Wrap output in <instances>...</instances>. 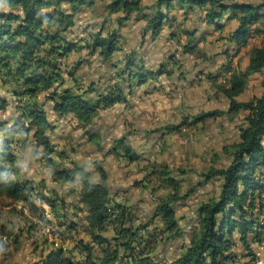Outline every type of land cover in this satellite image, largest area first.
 <instances>
[{"label":"trees","instance_id":"obj_1","mask_svg":"<svg viewBox=\"0 0 264 264\" xmlns=\"http://www.w3.org/2000/svg\"><path fill=\"white\" fill-rule=\"evenodd\" d=\"M98 1L102 2L103 20L96 23L97 28L78 31L77 17L95 0H0V82L15 98L18 113L0 120V199L28 212L26 228L31 234L42 235L36 223L43 213L38 199L53 212L54 223L61 230L56 237L68 236L74 229L85 233L69 250L48 245L38 264H228L236 258L233 248L237 240L255 257L250 244L264 247V81L260 95L244 101L239 96L247 88L250 75L264 71V4L237 0H154L150 5L142 0ZM175 3L186 12L203 13L205 22L217 29L227 20H235L236 26L223 37L228 44L247 46L251 36H258L260 43L247 50L246 66L239 62L233 66L229 61L207 74L211 87L228 99L226 110L201 111L165 126L166 132L179 131L221 114L232 120L241 114L239 139L211 153V163L201 168L197 182L183 191L184 168L145 159L139 182L150 191L151 214L146 217L144 210L128 198L119 200L110 193L106 171L100 165H96L98 180H91L83 165L58 167L64 151L51 139L54 125L45 105L49 103L60 116L71 115L95 140L90 127L100 110L124 101L134 84L172 72L166 62L155 70L148 68L135 50L113 59L121 49V27L133 15H141L147 22L145 34L156 38L167 21L173 20L169 11ZM179 33L194 38L189 29L182 28ZM182 46L187 52L197 44L187 41ZM93 63L110 67L106 81L82 79L78 71ZM9 102L0 96V110L5 111ZM30 141L39 149V159L53 167L54 182L63 185L78 180L74 206L60 201L55 189L22 176L15 150L26 149ZM96 145L101 149L100 143ZM111 152L124 155L128 161L142 159L127 144L125 135L114 140ZM219 159L227 164L217 166ZM213 179L218 180L219 191L196 204L188 242L172 262L157 260L158 243L183 234L176 204Z\"/></svg>","mask_w":264,"mask_h":264},{"label":"crops","instance_id":"obj_2","mask_svg":"<svg viewBox=\"0 0 264 264\" xmlns=\"http://www.w3.org/2000/svg\"><path fill=\"white\" fill-rule=\"evenodd\" d=\"M153 2L154 0H142L144 5H150ZM169 17L173 20L167 21L158 37L152 38L150 34H145L146 20L141 15H133L132 18L124 23L119 31L121 49L114 54L113 59L117 60L127 52L135 50L138 52V59L142 60L148 68L155 70L161 63L166 62L168 68H172V72L170 74L162 73L151 76L141 84H134L131 93L126 95L124 101L100 110L93 119L92 127H90L91 130L89 129L90 132L96 135L95 140H92L83 128L78 127L76 122L71 120L74 122L76 128L84 132L82 141L86 146L82 148L80 145L70 150H66L65 146L63 147L70 159L78 157V160L74 161L75 164L86 167L90 172L91 180L99 178V173L95 169L96 165H100L106 171V181L110 193L116 198L118 196L120 198L126 197L129 202H131L132 194H150L149 189H144L140 186L139 181L143 177V171L141 168L139 171H136L134 165L142 167L146 162L145 159L153 160L152 155H150L151 151H153V154L158 155L154 147L162 145V136L174 132H166V125L178 123L185 116L201 112V108H198L197 105H202L208 99L210 101L206 102V106L208 107L206 110H226L228 108V99L211 87V81L207 78V74L218 71L223 63L229 61L232 62L233 66L238 62L242 66H246L248 62L247 50L252 44L260 43V38L258 37V42L250 43L249 40L247 46L243 47L236 46L234 43L228 44L223 37L227 36L232 28L236 26L235 20H227L222 29H217L212 24L205 22L203 13L191 10L186 12L184 7L176 3L169 11ZM179 22L182 24V27H179ZM168 26L176 28L177 43L171 39L174 36L166 32ZM182 28L189 29L192 33L197 28L200 29L199 37L201 40L198 39L196 41L197 47L192 51H184L182 39L189 36L179 33V30ZM168 34H171V36ZM195 36L196 34H194ZM168 49L170 53L165 56ZM101 66L104 67V64L93 63L84 66L78 72L82 75L84 81H91L95 79L97 71L101 72ZM255 74L264 75V71L253 73L250 77ZM263 81L264 77L261 82ZM212 96H214V99H212ZM240 96L239 99L242 101L251 98L243 99ZM106 115L116 119L115 126L119 129L116 135L112 136V145L116 138L123 135L127 137L128 134V136L133 134L132 136L136 137L135 142L132 138L129 140L128 137L126 138V142L136 152L141 154L142 159L139 161H128L124 155L115 154L111 151L104 152L102 150L105 149V145L102 142L100 143L101 149H98L96 142L103 137H107L109 132H105L108 129L107 127H98L96 130L94 128L100 122L99 120ZM66 117L72 118L71 115ZM156 135L159 137L151 141V138H154L152 136ZM52 141L56 143L55 140L52 139ZM86 147L93 148L89 151L84 149ZM91 157L100 158L101 161L93 165L92 161L95 159ZM19 164L23 175L24 172L20 161ZM67 166L71 167L70 164ZM27 179L30 180V178ZM52 182L54 181L52 180ZM42 183H47V181L43 180ZM67 183L69 184V182H66L63 185L66 186ZM73 183L75 185L73 188L78 191L77 189L80 187L78 180L76 179ZM76 191L75 194H77Z\"/></svg>","mask_w":264,"mask_h":264},{"label":"rangeland","instance_id":"obj_3","mask_svg":"<svg viewBox=\"0 0 264 264\" xmlns=\"http://www.w3.org/2000/svg\"><path fill=\"white\" fill-rule=\"evenodd\" d=\"M237 1L259 2L264 4V0ZM102 10V2H99L98 0H95V4L93 6L85 7L84 12L81 13L75 21L77 30L79 31L84 29V27H88V30L97 28L96 23H99L103 20V13L101 12ZM178 25L179 27H182L180 22ZM170 27L168 26V30L166 29V32L176 34L174 36L175 38L172 37L171 39L177 43V30L175 27ZM199 33L200 29L197 28L194 31L196 36L193 39L192 36L183 37V43L190 41V43L196 44L198 39L201 40ZM80 34L81 33H78L79 36H81ZM171 34L168 35L171 36ZM249 40L250 43H256L258 42L259 38L258 36H251L249 37ZM166 46L168 45L166 44ZM169 53L170 51L168 49L165 53V56H167ZM101 68V72L97 71V73H95L96 77L93 79L94 81H106L107 71H109L110 67L105 65L104 67L101 66ZM263 77L264 75L257 74L249 77L248 87L240 97L244 99L260 94L263 91L261 82ZM0 96L5 97L10 101L5 111L0 110V120L8 119L11 116H17L18 113L15 108V98L11 96L10 93L6 92V88L3 87L1 82ZM212 97V99H214V96ZM208 100L202 105H197V107L201 108V111L206 110L208 108L206 106V102L208 103ZM45 106L48 112V118L50 121H52L55 129L50 132L51 138L58 144V150L64 151V146L66 147V150L79 147L80 145L82 148L86 146L82 141V135L84 132L81 131V129L75 127L74 122L71 121L72 119L66 116L60 117L59 113L50 109L49 103H46ZM241 117L242 115L240 114L237 118L232 120L230 119V116L221 114L216 118H207L206 120L197 124L186 125V127L180 129L179 131H174L162 136V145L154 147V149L158 152V155L153 154V151L150 152V155H152L151 157L153 160L156 159L158 162L165 163L172 168L181 167L186 170V173L181 175V178H183V191L188 188L190 184L197 182L199 179L197 172H199L201 168H204L211 163V153L220 151L223 144L232 143L239 139L237 124L241 122ZM115 120L116 119H113L108 115L103 116L102 119L99 120L100 122H98L94 128L95 130L98 127L108 128L105 131L109 132V135L107 136L108 138H104L102 136V141L97 139L98 143H104L105 149L102 150L104 152L111 151L113 146L111 142L112 136H114V134L116 135V132L119 130L118 127L115 126ZM128 135L127 137L129 140L132 138L135 142L136 137H133V134L130 136ZM152 137L154 138H151V141H154L159 136L156 135ZM91 148L86 147L84 149L90 151L92 150ZM38 150L39 149L36 148L31 141L24 150H18L16 148L15 154L18 156V160L22 163L24 172L22 176L26 179L30 178L31 182H36L42 186L45 185L50 190L55 189L60 201L65 202L67 205L74 206L76 204V190L73 188L75 186L74 183L69 182V184L67 183V185L64 186L52 182L51 173L53 171V167L48 166L39 159L41 153H39L40 151ZM64 156V158L58 160V167H68L67 165L70 164V166L74 168L76 165L74 161L78 160V157L75 159H70L66 155V151H64ZM91 158L95 159L92 161L93 165H96V162L98 163L101 161L100 158ZM215 164L217 166H222L227 164V161L219 159L215 162ZM134 168L136 171H139L141 166L139 167L138 165H134ZM140 176L142 175L140 174ZM43 180H46L47 183L43 184ZM218 184V180L213 179L204 186L197 188L193 194L176 204V215L179 218V223L183 229V234L180 237L170 241L159 242L156 247V252H158L157 260L170 263L176 258V256L180 253L182 246L190 239L191 227L195 223L194 210L196 208V204L200 200L207 199L211 196H216L219 191ZM118 195L121 196L122 194ZM131 196V203L141 207L144 210L146 217L150 216L151 212H149V209H151V201L149 194H132ZM118 199L121 200L122 198L118 196ZM42 202L44 201L39 202V199L37 200L40 208H42ZM45 204L47 205V210L50 209L48 208L49 206L46 202ZM15 205L16 204L12 203L10 200L0 199V264H38L41 254L49 249L48 245L55 247L62 246L66 250H69V248H73V244L75 243L77 237H85V233L83 231L77 232V229H74V232L71 231V237H68L70 234L65 237L64 235L56 237L51 233H44L41 231L40 232L42 235L31 234L26 228L30 219V217H28V212H23ZM2 228L4 231L1 230ZM8 233L10 235H7ZM146 235L148 236V234ZM235 237L238 238L237 235H235ZM250 249L252 250L253 254H255V257L249 255V249L244 247L237 240V245L233 248L236 258L233 262H229L228 264H264V247H262L260 244L252 242L250 244ZM75 256L78 259L81 258V255L77 252H75Z\"/></svg>","mask_w":264,"mask_h":264},{"label":"built area","instance_id":"obj_4","mask_svg":"<svg viewBox=\"0 0 264 264\" xmlns=\"http://www.w3.org/2000/svg\"><path fill=\"white\" fill-rule=\"evenodd\" d=\"M36 223L38 224L40 231L44 233L45 231H53L55 236L61 231L59 227L53 226V216L45 206L41 218L37 220Z\"/></svg>","mask_w":264,"mask_h":264},{"label":"bare ground","instance_id":"obj_5","mask_svg":"<svg viewBox=\"0 0 264 264\" xmlns=\"http://www.w3.org/2000/svg\"><path fill=\"white\" fill-rule=\"evenodd\" d=\"M33 188H34V187H33ZM35 191H36V190H35ZM41 192H43V191H41ZM36 200H37V199H36ZM36 200H35V201H36ZM35 201H34V202H35ZM39 202H40V200H39ZM37 204H38V203H37ZM44 206H45V208L47 209V207H46L47 205L45 204V202H42V203H41V207L43 208V210L41 209L42 211H44ZM48 208H49V207H48ZM48 210H49V212L51 213V210H50V209H48ZM52 213H53V212H52ZM52 213H51V215H52ZM40 218H41V216H40L39 218H37V219L35 218V219H36V221H37V220H39ZM54 220H55V219H53V226L57 227V225H55V223H54ZM56 224H57V223H56ZM45 233H51L52 235H54V232H53V231H45Z\"/></svg>","mask_w":264,"mask_h":264}]
</instances>
